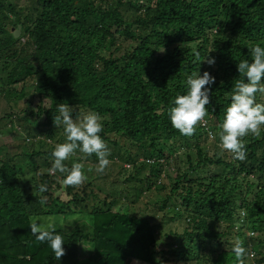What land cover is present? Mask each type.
<instances>
[{
    "label": "trees",
    "instance_id": "obj_1",
    "mask_svg": "<svg viewBox=\"0 0 264 264\" xmlns=\"http://www.w3.org/2000/svg\"><path fill=\"white\" fill-rule=\"evenodd\" d=\"M32 1L31 11L20 13L14 0H0V67H9L1 88L19 96L34 76L21 120L33 129L48 128L47 134L35 129L34 138L25 136L27 163L12 158L0 164V264H80L85 259L100 264H238L233 252L237 239L247 250L244 264H264V189L259 188L264 133L245 138L243 161L219 146V125L240 79L238 61L251 62L248 45L264 46V0ZM18 25L14 36L12 28ZM197 53L200 60L209 53L215 63H200ZM205 71L215 77L207 125L186 137L172 127L168 110L177 95L187 93V77ZM17 83H22L19 91L11 86ZM258 101L264 103V96L258 95ZM60 103L74 107L73 118L88 111L101 116L109 160L118 172L125 163L132 165L122 180L115 177L132 190L130 203L151 186L167 189L162 207L173 197L180 200L167 214L169 207L165 210L167 219L177 216L186 226L159 235L162 226L151 222L154 215L113 209L118 199L101 198L103 190L90 179L106 175L86 171L88 180L79 188L65 187L60 173L49 175L55 129L63 130L53 123ZM180 149L187 166L167 169L168 183L157 182ZM79 160L78 154L66 164ZM146 167L147 175L139 177ZM40 184L47 185L46 192H39ZM60 190L62 202L55 207L54 194ZM41 197L47 200L43 206ZM71 212L92 216L91 231L56 228L65 248L57 261L48 242L36 240L30 223Z\"/></svg>",
    "mask_w": 264,
    "mask_h": 264
},
{
    "label": "clouds",
    "instance_id": "obj_2",
    "mask_svg": "<svg viewBox=\"0 0 264 264\" xmlns=\"http://www.w3.org/2000/svg\"><path fill=\"white\" fill-rule=\"evenodd\" d=\"M247 47L252 60L238 61L240 79L235 81L231 102L219 125L220 148L227 152L228 156L231 155L234 160L239 161L245 160L247 156L245 138L249 136L260 138L264 133V103L257 102L258 95L264 96V46L256 43ZM196 58L200 63L202 61L209 65L215 63V59L210 57L209 53L203 60H200L199 53L196 54ZM214 82L215 77L207 71L203 75L193 72L187 77V93L177 95L174 98V105L168 110L172 127L181 135L191 137L199 127L207 125L206 117L209 110L206 105L210 103L209 93ZM74 110V107L67 103L57 105L58 115L53 117V123L56 128L63 126L65 142L55 145L51 153L53 162L47 172L49 175L62 174V184L65 187L79 188L88 180L86 171L94 170L97 174H103L111 161L110 149L100 135L104 127L101 116L96 112L88 111L77 112L73 118ZM78 154L81 161L95 155L98 164L94 169L87 170L82 162H73L69 167L66 162L77 157ZM127 166L130 167V164ZM259 188L264 189L263 180ZM38 190L40 193L46 192L47 185L40 184ZM127 195L128 193L125 196ZM39 203L42 206L46 204V198L41 197ZM115 207L113 209L116 210L118 207ZM119 208L126 211L125 208L120 206ZM30 230L37 241L48 242L57 261L65 255L64 238L56 232L53 224L45 228L33 220L30 223ZM233 252L238 264H244L247 250L243 246V241L239 239L235 241Z\"/></svg>",
    "mask_w": 264,
    "mask_h": 264
},
{
    "label": "rangeland",
    "instance_id": "obj_3",
    "mask_svg": "<svg viewBox=\"0 0 264 264\" xmlns=\"http://www.w3.org/2000/svg\"><path fill=\"white\" fill-rule=\"evenodd\" d=\"M14 2L21 8L20 13H27L32 4V0H14ZM99 3V1H97ZM30 22L29 20L26 21V23ZM24 39L22 40V42ZM27 50H29V47L27 46ZM163 49L160 48V50L157 51L158 54H162ZM1 63V62H0ZM1 65V64H0ZM9 71V67L1 68L0 67V164H2L3 161L8 162L13 158L14 161L22 160V163H27L25 160V157L27 158V154L29 153V145L27 144V141L24 140L25 136L29 137L30 139L33 138V134L37 131L42 132V135L45 133L47 134V129L45 127H37L33 129L31 125L25 124L23 120H21V117L25 116V114L22 112L27 106H29L30 100L32 98V91L33 86L35 84V77L31 76L30 80L27 81L25 89L23 88L22 94L19 96H16L14 92L10 93V96L7 92L3 93V90L1 87L6 84V75ZM22 83H17L11 85L12 88L16 89V91H19V88H21ZM261 102V101H258ZM17 119V120H16ZM29 133V134H28ZM41 134V133H40ZM55 138L52 140V143L55 147L57 143H63L65 142V136L64 131L61 129H55ZM48 140V139H46ZM37 146V145H36ZM38 160H42V156H37ZM226 157H228L226 155ZM184 150L180 149L177 151L176 157H171L169 159V164L167 163L166 166L163 167V171H160V176L157 180V182L161 181L164 183H168L167 179L165 178V174L167 169L171 172H173L174 168H176L177 165L180 166V169H184L187 165L184 162L185 160ZM79 162H82L85 164L86 167L92 166L94 169L95 166L98 164L97 161H91L84 159L83 161L79 160ZM128 163H125L123 167L125 170L119 171V168L116 167V164L111 161L110 165L107 167L105 172L102 174V176L106 175V179L99 175H95L93 178V183L99 185L100 188L103 190V192L100 194L101 198H108L112 200L113 198L118 199L119 205H116L115 208L118 206H121L122 208H125L129 213H133L136 211L138 214L141 210H143L147 217L149 218V215H154L155 220L153 221V217L151 219V222L157 223L159 222L162 226V229L159 231V235H162L163 232H167L169 229L173 230H181V228L186 226V222L182 221L177 216H174L173 219H167L168 216L165 215L168 211H171L174 209L172 205H174L176 202L179 203V198H174L175 200L171 199L168 201L166 208L161 206V201L164 199V194L167 192V189L156 191L153 186L149 190H146L144 194H142L137 200H135L133 203H130L131 200V189L128 187H124L122 184L118 183L116 181V178L119 177L121 180L125 174L131 173V165L130 167L127 166ZM43 169H41L42 171ZM149 168L146 167L144 169V172H140L139 177L144 178V175H147ZM94 171V170H93ZM109 175V176H108ZM116 177V178H115ZM99 179V180H96ZM119 180V181H121ZM128 193L127 196H125ZM56 200L52 202L55 207H60V204L62 200L60 198L63 197V191L60 190L58 195H55ZM59 197V198H58ZM180 208V207H176ZM244 209L241 210L240 215L244 214ZM172 213L169 214V217H171ZM77 217V218H76ZM76 218L77 221H75V224L73 225L71 223L72 220ZM35 220V219H34ZM38 224L44 226L47 228L49 224H53L55 228L62 229L68 233H70L73 229H79L82 233L91 231L92 227V216L86 215L85 217H82L78 215V213L71 212L67 214L62 213H56L52 215H45L41 217L40 221L37 222ZM19 225H25L26 223L22 220H19ZM247 235L250 234V230L246 232ZM28 236V234H26ZM229 238H232V235L229 236ZM185 244H189L188 240H185ZM226 246L224 245L223 248ZM196 248V246H194ZM32 250V249H31ZM80 264H100L99 261H89L88 259H85L80 262ZM177 264H184L182 262H179Z\"/></svg>",
    "mask_w": 264,
    "mask_h": 264
},
{
    "label": "water",
    "instance_id": "obj_4",
    "mask_svg": "<svg viewBox=\"0 0 264 264\" xmlns=\"http://www.w3.org/2000/svg\"><path fill=\"white\" fill-rule=\"evenodd\" d=\"M13 30V35L18 36L20 32V25H18L16 28H12Z\"/></svg>",
    "mask_w": 264,
    "mask_h": 264
},
{
    "label": "built area",
    "instance_id": "obj_5",
    "mask_svg": "<svg viewBox=\"0 0 264 264\" xmlns=\"http://www.w3.org/2000/svg\"><path fill=\"white\" fill-rule=\"evenodd\" d=\"M206 127V126H205ZM208 135H211V133L210 132H208Z\"/></svg>",
    "mask_w": 264,
    "mask_h": 264
}]
</instances>
